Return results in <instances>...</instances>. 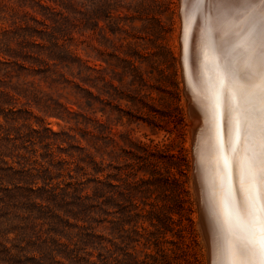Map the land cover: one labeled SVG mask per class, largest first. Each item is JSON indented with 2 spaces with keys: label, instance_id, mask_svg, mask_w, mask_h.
<instances>
[{
  "label": "rangeland",
  "instance_id": "374dc122",
  "mask_svg": "<svg viewBox=\"0 0 264 264\" xmlns=\"http://www.w3.org/2000/svg\"><path fill=\"white\" fill-rule=\"evenodd\" d=\"M178 4L0 0V264H209Z\"/></svg>",
  "mask_w": 264,
  "mask_h": 264
},
{
  "label": "snow or ice",
  "instance_id": "6c2138e0",
  "mask_svg": "<svg viewBox=\"0 0 264 264\" xmlns=\"http://www.w3.org/2000/svg\"><path fill=\"white\" fill-rule=\"evenodd\" d=\"M201 22L194 76L211 125L213 264H264V0H181Z\"/></svg>",
  "mask_w": 264,
  "mask_h": 264
},
{
  "label": "bare ground",
  "instance_id": "6f19581e",
  "mask_svg": "<svg viewBox=\"0 0 264 264\" xmlns=\"http://www.w3.org/2000/svg\"><path fill=\"white\" fill-rule=\"evenodd\" d=\"M185 5L179 0L178 11V40L181 61V76L183 79L184 93L187 99L188 115L192 119L190 134L193 153V190L199 202L200 227L208 252V262L213 264L215 256L212 252V241L216 232V217L213 211L212 179L213 167L206 158L205 148L211 136V125L203 97L199 94L194 76L201 71V22L194 19L185 30L184 19ZM180 15V16H179ZM188 54L186 55V51ZM189 116V117H190ZM189 133V132H188ZM199 221V219H198Z\"/></svg>",
  "mask_w": 264,
  "mask_h": 264
},
{
  "label": "water",
  "instance_id": "95a60500",
  "mask_svg": "<svg viewBox=\"0 0 264 264\" xmlns=\"http://www.w3.org/2000/svg\"><path fill=\"white\" fill-rule=\"evenodd\" d=\"M188 54V50L186 51V55Z\"/></svg>",
  "mask_w": 264,
  "mask_h": 264
}]
</instances>
